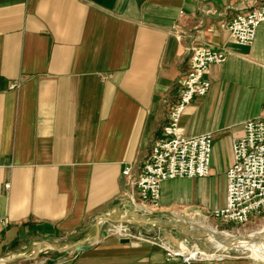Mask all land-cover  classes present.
Wrapping results in <instances>:
<instances>
[{
  "label": "crops",
  "instance_id": "1",
  "mask_svg": "<svg viewBox=\"0 0 264 264\" xmlns=\"http://www.w3.org/2000/svg\"><path fill=\"white\" fill-rule=\"evenodd\" d=\"M262 1L0 0V264H188L105 232L69 257L50 252L87 244L104 215L105 226H139L123 169L139 167L162 134L199 45L228 50L180 123L186 136L213 132L211 174L164 181L161 205L198 225L194 216L209 221L225 205L226 189L221 204L210 200V179L226 177L244 122L264 117V22L251 45L236 44L225 24Z\"/></svg>",
  "mask_w": 264,
  "mask_h": 264
},
{
  "label": "built area",
  "instance_id": "2",
  "mask_svg": "<svg viewBox=\"0 0 264 264\" xmlns=\"http://www.w3.org/2000/svg\"><path fill=\"white\" fill-rule=\"evenodd\" d=\"M263 22L264 0L233 16L225 24V28L236 44L251 45ZM227 56L228 50L225 48H214L211 45L191 48L189 65L181 80L179 96L171 105L169 119L162 134L154 139L148 156L139 167L134 168L133 165L127 164L123 169L124 197L137 212L150 219L161 216L181 220L170 215L172 211L164 209L161 205L164 181L207 177L211 174L213 132L205 131L198 135L186 136L180 123L193 99L210 91V67L222 64ZM243 127V134L234 135L231 139L233 161L226 171L225 205L213 209L210 215L218 228L228 224L245 225L253 221V217L264 213V117L248 119ZM138 225L136 227L130 223H108L102 233L122 239L128 238L133 246H158L164 250L168 261L181 257L182 261L194 264L231 257L211 251L190 256L186 247L198 250L200 248L197 244L191 245L189 241H185L183 245L175 246L162 233L166 227L142 223Z\"/></svg>",
  "mask_w": 264,
  "mask_h": 264
},
{
  "label": "rangeland",
  "instance_id": "3",
  "mask_svg": "<svg viewBox=\"0 0 264 264\" xmlns=\"http://www.w3.org/2000/svg\"><path fill=\"white\" fill-rule=\"evenodd\" d=\"M218 152L221 156H223L222 150H219ZM210 180L212 182L211 183L210 200L212 199L214 204L215 203L219 204L220 202L222 203V200L224 198V192L226 189L225 174L223 172H221L220 170H218L217 173L214 174ZM199 218H201V219H199ZM252 219H253V221H251L245 225L228 224V225H222L221 227L218 228L212 219L207 221L200 216H194V220H197V221L199 220L198 221L199 226L203 227L204 230H207L208 234L214 233L217 235L231 236L234 239H242V240H251L255 237L262 238V242H260V244L248 246V248L245 251V254H249V253L250 254L248 256L244 255L245 257H250V258H253V259L259 261L258 258H261V257L257 256L256 253L258 252L262 256H264V217H263V215H258L256 218L253 217ZM195 222L196 221H194L192 223H195ZM189 223H190V221H187V223L184 224V227H187ZM220 224H222V223H220ZM182 231L187 232L185 228ZM184 232L182 233V232H180L176 229H172L170 227H167V228L162 230L163 234L173 235L176 238V240L179 241L180 243L181 242L185 243V241H187V242L189 241L191 245L193 243H195L199 246V248H201V250H203V249L207 250V246L205 244L196 241L193 238L192 234L190 236ZM68 244L70 246V242H67V243L61 242V243H58V246H54V248H60L59 246H61V249H64V247L66 245L68 246ZM62 246H64V247H62ZM217 250L213 249L212 252L214 254H218ZM226 250H227V248L225 247L224 252ZM228 250H230V249H228ZM71 252H75V250H69V249L57 250L56 249L55 251H51L50 253L52 254V257L60 258V257H69L71 255L70 254ZM220 253H222V252H220ZM239 254H241V253H239ZM44 255H47V254L41 253V256H44ZM241 255H243V254H241ZM260 262H264V261H260Z\"/></svg>",
  "mask_w": 264,
  "mask_h": 264
},
{
  "label": "water",
  "instance_id": "4",
  "mask_svg": "<svg viewBox=\"0 0 264 264\" xmlns=\"http://www.w3.org/2000/svg\"><path fill=\"white\" fill-rule=\"evenodd\" d=\"M132 215L136 216L139 218V223L145 224V225H151V224H155V225H160L163 227H170L172 229H176L180 232H184L182 231L184 228L186 229L187 232H184L188 235L193 236V238L198 241L201 242L203 244H205L207 246V250L206 251H213L214 248H212L210 245L213 246V242H211V240L208 238V231L204 230L203 227L199 226L198 224L192 223L190 222L188 224L187 227H184V224L187 223V221L184 220H178V219H168V218H164V217H157V218H148L147 216L139 213V212H132ZM111 219V217H109L108 215H104L103 218H101L99 221H97L96 223V233L93 237H91L87 242V244H84V242H79V243H75L72 244L70 246H67L64 249H59L58 250H65V249H69V250H75V251H83L86 249H89L93 246V244L95 242H97L102 234L103 229L105 228V221ZM115 222H123L126 219L124 218H115L113 219ZM121 242L124 243H129L130 239L128 238H123L121 239ZM220 253V252H218ZM221 254H226L229 256H244L238 253V251L235 250H226L225 252H222ZM176 259L178 260H182L181 257H177Z\"/></svg>",
  "mask_w": 264,
  "mask_h": 264
},
{
  "label": "bare ground",
  "instance_id": "5",
  "mask_svg": "<svg viewBox=\"0 0 264 264\" xmlns=\"http://www.w3.org/2000/svg\"><path fill=\"white\" fill-rule=\"evenodd\" d=\"M208 238L211 240V242H213V246L210 245L212 248H214L215 250H217L218 252H224L225 247L230 250H235L238 251V253H241L243 255L248 256L249 254H245L246 249L248 248V246L251 245H258L260 244V242H262V238L260 237H255L251 240H242V239H234L231 236H224V235H217L214 233H210L208 234ZM51 244V243H49ZM262 245V244H261ZM66 248V246L64 247ZM186 251L187 254L190 256H198L199 254H204V253H208V251H206L205 249L201 250H193L191 248L186 247ZM221 254V253H218ZM257 256L261 257L258 258L259 261H264V256H262L260 253H256Z\"/></svg>",
  "mask_w": 264,
  "mask_h": 264
}]
</instances>
